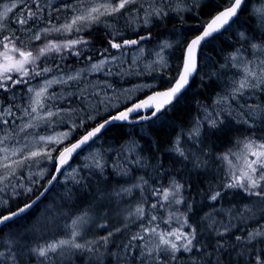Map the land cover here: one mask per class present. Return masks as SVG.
I'll return each instance as SVG.
<instances>
[{
  "label": "trees",
  "instance_id": "trees-1",
  "mask_svg": "<svg viewBox=\"0 0 264 264\" xmlns=\"http://www.w3.org/2000/svg\"><path fill=\"white\" fill-rule=\"evenodd\" d=\"M48 1L45 0V2ZM261 1L251 0L249 10L243 11L239 15V23L232 26L229 31L224 32L219 39H214L202 47L199 76L195 77L190 87L184 92V98L180 104L175 105L174 102L175 106L170 105L167 107L163 113L158 115L159 118L156 117L144 123H119L110 126L87 149L82 151L68 167L69 169L75 168L73 176L79 183H74L73 180L70 183H63V176L60 177L50 193L40 204L28 214L10 222L2 228L0 232V251H3L5 239H8V241L15 243L10 249L11 252L20 258L21 254L18 251L20 244H29L35 241V239L38 241V236L29 231H31V227L36 223L38 217L40 219V206L43 203L47 204L51 198H54L53 201H56L54 203L57 204L55 207L56 211L61 213L66 211L67 215L70 212L72 214L71 219L85 213H87L89 220L94 218L96 224L88 227L86 234L90 233L98 238H102L109 231L114 233L106 245L102 240L98 248L92 247V252L75 251L73 256H68L67 260L57 264H124V257L127 255L124 253L125 245H129V242L131 245H142L145 242H149V240L147 241L146 237L145 241L131 240L132 236L138 234L135 227L139 223H131L135 216H132L129 220L118 219L115 217L113 210H116L118 206L124 207L122 203L132 204L131 207L145 204L148 205L147 218H150L152 215L151 211L154 214H158L159 217L163 216L165 210L164 202L158 200L157 205L153 203L156 207H151V203L156 201L153 199V195L156 192L154 190L168 187L170 181L174 179L182 182L184 186L182 206L181 204H177L176 206L179 210H182V213L187 212L188 224L197 228L198 239H201L200 234L202 231L201 242L208 245L211 251L212 245H214L216 239H219L212 234L213 230L219 227L221 223L228 224L230 222L229 215L218 210L221 208L240 209L241 205L250 204L257 199L256 197L247 196L240 189L232 190L223 187L225 184L223 181L224 172L221 161L218 158L234 148L237 140H242L246 136H255L257 139L264 138V122L257 119L248 109V105L264 104V94L254 93L249 97L246 93L244 97L231 101L230 108L232 115L227 116L226 112H220L219 118H225V123L230 125L223 132L219 129H213L211 134H209L205 116L210 112L209 109L212 107L215 110L214 101L218 96L225 95L230 89V82L239 77L236 69H222L220 66L225 64L230 53L235 51L236 48L241 47L238 33L245 30L241 25L245 22L255 24V21L251 18V14L254 9L261 7ZM40 3L41 6L45 4L43 2ZM62 4H64L63 0H60L57 4H49L41 14L42 19L35 25L32 24V21H29V25L32 26V32L20 31L21 28H25L27 25H20L14 22L10 23V28L15 30V34L20 36L27 47L31 45L34 47L39 43L31 39L33 33L43 26H48L49 23L60 24L63 18L66 20L72 15L71 12L66 13L62 8L60 11L55 10ZM35 7V4L31 5L32 10H35ZM224 7H226V0H200L196 11L191 13L184 12L182 19L170 10L169 16L163 20H153L150 27H141L140 33L147 34L149 31L151 32L152 38L143 42V46L148 52L163 41H168L172 44V47L166 51L167 67L161 68L158 64H154L153 67L149 68L145 62L131 65L130 58H128L129 64L125 65V68L134 72L139 71L143 74H121L122 69H120V73H114L111 76L100 75L98 77L83 78L79 81V86L75 83L69 86L58 85L50 90L49 93H56L59 97L47 102L52 105V109H76L77 111L72 113V122L81 123L83 121L85 123L82 128L77 130V134H75L70 142L57 147L55 156L64 147L80 139L99 123L104 122L105 119L127 109L153 92L167 89L178 72V66L182 62L181 57L184 55L183 50L187 43L200 34V30L204 27L205 23L210 21ZM23 8L21 6L14 13L21 14ZM123 24L124 21L121 20L117 27ZM105 31L106 29L103 27L94 26L91 32L83 31L79 34L90 40L88 49L92 53V56H98L96 54L97 51L107 47L104 36ZM124 31L127 36L134 37L137 35V33L132 32L131 27L124 28ZM93 36H95V39L92 38ZM47 38L43 36L41 40L45 41ZM52 38L50 37V39ZM54 38L60 39L61 36H54ZM117 39L122 38L118 37ZM243 47L246 50L247 44H244ZM85 56L86 54L81 58L86 60ZM76 59V57L70 61L66 59L65 63L75 62ZM45 62H47V66L53 68L57 64V59L49 58ZM43 66H45V63ZM152 68L156 70L152 71ZM101 80L119 87H130L144 81L156 82L157 85L146 90V92L136 97L134 101L128 102L121 108L112 110L110 113H105L103 111V103L98 106L95 105V107L88 104V100L90 99L94 100V102L101 99L99 94L90 96L92 86L94 84H101ZM82 87L87 88V92L85 93V95H88L87 100L79 95ZM28 88V84H21L10 87L8 91L0 89V101H3L0 104V111H3L5 107L10 105L13 112L12 116L7 117L9 124H0V136L5 135L7 130V134L15 137V139L6 141L9 148L16 147V140H20V144L26 145L22 140L28 142V138L33 137L34 134L48 133L52 130H64L70 122L67 117L63 116V119L61 117L54 119V128L44 124L43 121H39L35 123L41 126L35 128V130L27 129L25 132H20L18 125L26 123L29 120V117L24 116L23 109L28 108L31 103L30 98L34 96V93L27 91ZM69 91L73 95H68ZM107 93L106 90H103L104 95ZM221 107L211 112L210 115L215 117ZM151 112L149 111L148 114H151ZM89 113L93 117L95 115L99 116L95 121L91 122L93 118H87ZM143 115H136L133 119H139ZM20 117H23V119H19ZM12 120H15L16 123L12 124ZM244 120H247L249 124L255 120V124L249 128L248 124L243 123ZM197 122L203 125L201 135L197 139L204 141L198 144L197 147L203 149L204 153L207 154L201 156V159L207 161V167L198 169L193 168L191 157L189 160H184L173 150L175 142L179 139L180 145L186 149V152L187 150L196 151V148H193V140L190 137L195 130ZM25 148H27V145ZM87 154H90V156L86 160H83V157ZM94 157L100 159L101 163L104 164L102 172L93 167H85L86 164H93ZM37 164L35 172H32L30 175L21 172V174L12 178V181L15 183H10V185L16 187V191H19L14 197L9 198L8 207L0 206V215L9 214L11 211L22 207L25 202H31L48 185L49 178L55 173L56 161L51 164L46 177L43 179L39 178V171L44 165L40 162ZM219 177H221L222 183ZM141 180L147 181L143 186L145 192H143V189H134L130 193L121 191L123 188H131L132 183L140 182ZM26 183H30L31 192H24L20 187ZM215 190L221 191L222 195L217 201L212 202L209 196ZM116 193H119V195H116ZM145 194L151 197V201L144 200ZM1 199L4 198L0 196ZM60 204L62 205V209L58 210L57 207ZM166 204L168 203L166 202ZM236 211L238 212L239 210ZM213 219L216 223L212 225V229H209L208 225ZM58 220L56 223H63L61 218H58ZM142 221L143 224L146 223V220ZM104 222H107V227L101 229L99 225ZM231 222L237 225L234 230L235 234H246L249 229L264 225V215L260 219L247 221L246 224L240 223L239 220H231ZM125 224H127V227H125ZM163 226L169 227V224L164 222ZM117 228H120L121 231L116 232ZM184 230L188 232L189 228L186 227ZM52 231L54 232L55 230ZM229 236H232V233H229ZM152 241L151 246H154ZM139 251L140 249L136 248L134 254H138ZM112 253L116 255H112ZM193 254H195V250ZM193 254L178 253L179 260L174 262V264H191L189 257ZM9 256H11L10 252L8 258ZM129 264H134V262L129 261ZM225 264H227L226 258Z\"/></svg>",
  "mask_w": 264,
  "mask_h": 264
},
{
  "label": "snow or ice",
  "instance_id": "snow-or-ice-1",
  "mask_svg": "<svg viewBox=\"0 0 264 264\" xmlns=\"http://www.w3.org/2000/svg\"><path fill=\"white\" fill-rule=\"evenodd\" d=\"M250 3L251 0H226V7L216 13L210 21L206 22L200 30V34L187 43L183 50L184 55L181 57L182 62L178 66V72L166 90L153 92L152 95L142 102L136 103L133 107L111 116L109 119H105L104 122L95 126L92 131L83 135L76 143L64 147L56 157L57 167L54 171L63 175L61 169L68 164L72 155L78 149L93 141L97 134L112 121L128 120L132 112H139L148 108L153 109L151 115L140 116L141 120H150L153 117L159 118L157 114L163 113L168 105L175 106L180 104L184 98L182 93L186 90L190 80L199 76L197 54L201 51L202 46H206L214 39H219L224 32L229 31L232 26L239 23V14L243 11H248ZM32 4H35V10L31 9ZM199 4L200 0H72V3H64L55 9L60 11L62 8L66 13L71 12L70 18L66 19L59 27L53 25L51 28L44 27L39 29V31L33 33L31 39L39 41L42 35L47 38L53 34L72 37L74 33L91 32L94 26L103 27L106 29L104 36L107 47L97 51L96 54L101 57L99 62H94L87 66V70L91 72L103 71L105 65L109 63L115 64L118 58L121 59L122 63L125 62L124 57L129 50H143V42L150 40L152 37L150 31L147 34L140 33L141 27H150L153 20H163L169 16L170 10L182 19L184 12H195ZM21 5H24L22 9L24 15L14 13L13 10L20 8ZM48 6V2L41 6L40 0H13L11 4H0V89L8 91L10 87L15 85L27 84L28 80L24 79L25 77L32 79L36 76H46V74L52 72L53 69L47 66V62H45V66H41L38 62L42 57L53 53L59 54L61 59H64L62 54L67 50L76 57L86 54V60L91 61L93 59L92 53L88 49L90 40L85 39L82 35H75L74 38L63 41H48L44 46L33 50L24 44L20 36L15 34V30L10 28V23L14 22L20 25H27V27L21 28L20 31L32 32V26L29 25V21H32L33 25L38 23L42 19L41 14ZM251 18L255 21V24L245 22L241 25L245 30L238 33L241 47L230 53L225 64L220 66L222 69H236L239 77L230 82V89L225 95L218 96L214 101L215 104L222 106L216 116L212 117L210 114L205 116L209 134H211L213 129H219L223 132L230 126L225 123V118L219 117L220 112H226L227 116L232 115L231 101L244 97L246 93L249 97L254 93L264 94V6L254 9ZM121 20L124 21V24L117 27ZM127 27H131L132 32L137 33V35L134 37L127 36L124 31V28ZM118 37L122 39L118 40ZM92 38L95 39V36ZM244 44H247L246 50L243 47ZM171 47L172 45L169 42H161L157 46L156 55L158 59L154 63L161 68L167 67L168 61L164 59L162 53ZM111 49L116 50L115 55L112 54ZM148 67L151 68V66ZM57 68L59 69L60 66L57 65ZM151 70L155 71L156 69L152 68ZM60 71L62 72V69ZM84 72L85 69H80L66 76L57 75L52 79H45L44 85L38 90L29 87L27 91L34 93V96L30 98L31 103L28 108L23 109V114L30 119L27 123L18 125L19 131L25 132L27 129L40 127V124L35 123L37 120H42L44 124L51 125L53 122L52 118L61 117V113L67 114V118L72 120V113L76 112V109H57L55 112L51 110L52 105L47 102L59 97L56 93H49L48 89L54 84L69 86L75 83L79 86V81L83 78ZM13 74H16L15 77ZM104 74L111 75L112 72L109 69ZM121 74L141 75L143 73L129 69ZM9 81L11 82L10 85L8 84ZM107 86L111 87V85ZM153 87V84H144L139 85L136 89L127 91H139ZM86 92V87H82L79 92V95L85 100H87ZM68 95H73V93L69 91ZM173 102H175V105ZM2 103L3 101H0V104ZM45 109L47 111L42 117L40 113L44 112ZM248 109L257 119L264 122V104L248 105ZM33 114L36 115L33 116ZM12 115V106L5 107L3 111H0V124H9L7 117ZM87 118L92 119V114L89 113ZM19 119L22 120L23 117ZM61 119L63 118L61 117ZM11 123L15 124L16 121L12 120ZM243 123L248 124V127L251 128L254 126L255 120L251 124L247 120H244ZM79 126H83V121H81ZM75 127L77 125L73 122V129ZM202 127L203 125L197 122L195 130L190 137L193 140V148H196V151L187 150L186 152V149L180 145L179 139H177L173 148L184 160H189L191 157L193 168L197 169L207 167V161L201 159V156L207 154L204 153L203 149L197 147L198 144L204 142L197 139L201 135ZM70 136L71 131L58 133L55 136L39 135L38 141L41 146L25 153L24 148L26 145L8 147L6 141L15 139V137L7 134L6 130V134L0 136V153L3 154L0 156V193L4 192L5 188L8 187L5 182H10L11 178L17 175V169L21 168L25 161L35 160L38 157L51 161L53 158L52 153L56 149L48 148L47 145H59ZM16 144L19 145L20 140H16ZM237 144L242 145L241 151L232 152L230 150L218 158L227 162L229 166L228 176L230 177V182L225 183L223 187L225 189H240L247 196L256 197L257 199L250 204L243 205L238 212L234 208L219 209L218 211L227 212L231 219L239 220L240 223L246 224L248 220L260 219L264 215V138L257 139L255 136H246L243 140H237ZM17 156H21L22 159H13V157ZM233 157L236 163H233ZM93 161L92 165L86 164L85 167H93L102 172L104 164L101 163V160L94 157ZM28 167L30 168L31 165H28ZM39 175L42 177L43 171ZM56 179V175H52L48 180V184L51 185ZM72 179L74 183H79L75 177ZM143 183H147V181H143ZM20 187L24 188V192L32 191L31 187L25 188L24 185ZM133 187H141V185L137 184ZM183 187L182 184L173 181L170 188L156 189L154 191L159 192L165 202H169L171 197V203L181 204L183 203V198L179 194ZM46 190L44 189V191ZM131 190V188L121 189V191L129 193ZM42 194L43 192L38 194L36 199L31 202H25L22 207L11 211L9 214L0 215V225H5L6 222L11 221L14 217H19L21 214L26 213ZM116 195H119V193H116ZM221 195V191L215 190L211 192L209 199L215 202ZM5 204L6 201L0 200V206ZM151 207L155 208L156 205L153 204ZM130 215L142 218L144 208L137 206L135 212ZM88 219L87 213L78 216L72 220L68 238L54 240L32 251L37 256L43 257L45 261L53 259L50 254L63 256L67 250L92 252V241L81 243L77 239V237L81 236L82 228L87 224ZM150 219L155 221L157 217L153 215ZM215 223L216 221L213 219L208 228L212 229V225ZM185 225H187L186 220L181 224V228ZM99 226L106 228L107 224ZM125 227H127V224H125ZM187 227L189 228L187 233L181 229L158 230V224L150 229L144 228V232L150 233L157 238L156 244L150 247L149 242H145L142 245H131L129 242V245L124 247V253L127 254L124 257V264H129V261H133L134 264H174V262L179 260L178 253L193 254L194 250L195 254L189 257L191 264H225V258L227 259V264H264V225L249 229L246 234H235L234 230L237 227L235 223H232L231 220L228 224L221 223L219 227L213 230L212 234L219 239H216L211 251L208 245L201 242L202 231L200 234L201 239H198L197 228L191 225H187ZM115 231L120 232L121 229L117 228ZM229 233H232V236H229ZM113 234L112 231H109L107 235L101 238L105 245ZM131 240L145 241V236L137 234L132 236ZM177 241H182V243L178 244ZM136 248L140 249L138 254H134ZM112 255L116 254L112 253ZM10 258L15 260V255L12 254ZM5 259V253L0 251V264H5Z\"/></svg>",
  "mask_w": 264,
  "mask_h": 264
},
{
  "label": "rangeland",
  "instance_id": "rangeland-1",
  "mask_svg": "<svg viewBox=\"0 0 264 264\" xmlns=\"http://www.w3.org/2000/svg\"><path fill=\"white\" fill-rule=\"evenodd\" d=\"M59 1L60 0H49L48 4H51V3L57 4ZM12 2H13V0H0V4H11ZM40 2L45 3V0H40ZM63 2L64 3H72V0H70V1L69 0H63ZM260 4H261V7L264 6V0H262ZM21 6L24 7V5H21ZM17 9H14L13 11L15 12ZM21 15H24L22 10H21ZM64 22H65V20L63 18V20L60 22V24L49 23L48 26H43L42 28H44V27L51 28L53 25L59 27ZM6 23H8V22H6ZM37 31H39V30H37ZM79 34H75L74 33L72 37L61 36L60 39L54 38V36H59V35L53 34V35L48 36L49 38L45 39V41H43V40H39V41L34 40V41H36V43H39V44L35 45L34 47L32 45L28 46V47L33 49V50H36L39 47L44 46V44L47 43L48 41H52V40L63 41L65 39H72V38H74L75 35H79ZM42 37H43V35H42ZM50 37H53V38L50 39ZM159 44H157L149 52L147 51V49L144 46H143V50L142 51L129 50L127 55L124 57V61L125 62L122 63L121 59L118 58L117 61L115 62V64L109 63V64L104 66L103 71H98V72H91V71L87 70V66H89L91 63L99 62V60L101 59V57H99V56H93V59L91 61H88V60H85V59L81 58L84 55H81L80 57H76L74 55H71L67 50H65L63 52V54H62L64 59H61V56L59 54L53 53V54H50L49 56L42 57L40 59V61L38 62L41 66H43L47 59H49V58L57 59V62H56L57 64L55 63L56 65L53 66V68H52L53 71L52 72L46 74V76H36V77H34L32 79H29L28 77H25L24 79L28 80L27 84L29 85V87H32L33 89L38 90L39 88H41L44 85L45 79H52L54 76H57V75H65L66 76L67 74L73 73L74 71L80 70V69H85L83 78L91 77V76L98 77L100 75H105L104 73L107 72L109 69L111 70L112 74L120 73V69H122V73H124L127 70L125 68V65L129 64L128 58H130L131 65L137 64V63H140V62H145L146 65L153 67V65L156 64L154 62L158 59V57L156 55V49H157V46ZM110 51L112 52V54H114V55L116 54V50L115 49H111ZM166 51H168V50H166ZM166 51H164L162 53L164 59H166V55H167ZM74 57L77 58L75 60V62H66L65 63L66 59L70 61ZM64 64H66V65L64 66ZM57 65L60 66L59 69L57 68ZM117 66H119V67H117ZM61 69H62V72L60 71ZM15 75L16 74H13L14 77H15ZM111 75H105V76H111ZM101 81H102L101 84H94L92 86V88H91L92 92L90 93V96L99 94L101 99L98 100V101H95V102H94V100L90 99V100H88V104L90 106H92V107H95V105L98 106L99 104L103 103V105H104L103 111L105 113H110L112 110H114V109L117 110V109L121 108L123 105L127 104L128 102L134 101L136 99V97H138L139 95H141L142 93L146 92V90H149V89L145 88L143 90H139V91L133 90L131 92H129L127 90L136 89L139 85H144V84H153L154 86L157 85L156 82L144 81V82H142L140 84H137V85H134V86H130V87H119V86H115L114 84H109L105 80H101ZM8 84H11V82L9 81ZM58 85L59 86H65V85H61V84H54L48 89V92H50V90L54 89ZM107 85H111V87H108ZM103 90H106L108 93L106 95H104L103 94ZM93 91H95V92H93ZM86 96H88V95H86ZM101 101H103V102H101ZM220 106L221 105L215 104V110L212 107L211 109H209L210 112H208V114H210L211 112L216 111V109L219 108ZM57 109H67V108H55V109H51V110L55 112ZM45 112L43 114H40V115L43 117L45 115ZM35 115L36 114H33V116H35ZM63 116L67 117V114L61 113V117H63ZM98 116L99 115H95L93 117V119L91 120V122L95 121L98 118ZM55 118H59V117H53L52 121H54ZM28 121L29 120H27L26 123ZM39 121H42V120H37L35 122H39ZM74 123L77 125V127H75V129H73V122H72V120H70V122L68 124V127L66 129H64V130H59V131L52 130L51 132H48V133L34 134L33 137H31V138L29 137L28 138V142L22 140V142L26 143V145H27V148H24V152L28 153L30 150H35L36 148L41 146L40 142L38 141L39 135L55 136L58 133L71 131V136L68 139L63 140V142L60 143L59 145L48 144L47 147L48 148L57 149V147H60V146H63L65 144H67L68 142L71 141V139L75 136V134H77V130L79 128H82L81 126H79L80 123H76V122H74ZM53 125L54 124L52 122V124L49 125V126L54 128ZM83 125H85V123H83ZM32 130H35V128H32ZM21 145H23V144H20L18 146L16 145V147H20ZM27 149H28V151H26ZM241 149H242V145L241 144H236V146L234 148H232L231 151L232 152H239V151H241ZM55 151L52 153V157L53 158H52L51 161L43 159V157H38L35 160L25 161L24 165L21 168L17 169V175L21 174V172L23 174L28 173V175H30L32 172H35L36 167L38 165L37 163L40 162V163H42L44 165V167L42 169H40V171H43V176L41 177L39 175V178L43 179L44 177H46V174L48 173L51 164L54 161H56V157H57L58 154L55 156ZM2 155L3 154L0 153V156H2ZM89 156H90V154H87L85 157H83V160L84 159L86 160ZM221 156H219V157H221ZM99 157H101V156H99ZM13 159L20 160V159H22V157L21 156H17V157H13ZM232 159H233V163H236L235 158L233 157ZM219 160L221 161V166H222L223 172H224L223 181H224V183L230 182V177L228 176L229 166H228L227 162L222 161L221 159H219ZM9 163H11V161H9ZM28 165H31V167L29 168ZM67 169H65L66 172L65 171L63 172V175H62L63 177L61 176L63 178L62 179L63 183H66V182L70 183L73 180L72 178L74 177L73 174H74V169L75 168H70V169L67 168ZM40 171H39V173H40ZM213 173H214V170H213ZM12 178H11V182H8V181L5 182L6 184H8V187L5 188L4 192L0 193V196L4 198V199H1V200L6 201V204L4 206H1V207H8L9 206V198L10 197H14V195L19 191V190L16 191L17 188L10 185V183L11 184L15 183V182L12 181ZM219 179L221 181V177H219ZM173 181L182 184V182L177 181L176 179H174V180L170 181V183L168 184V187H162L161 190L170 188ZM221 183H222V181H221ZM132 184L133 185H137V184L141 185V187H133V185H131V189H132L131 191L132 192H133L134 189H143V192H145V190L143 188L145 183H143V180H141L140 182H134ZM23 185H24L25 188L26 187H31L30 183L29 184L26 183V184H23ZM22 189L24 190V188H22ZM123 189H127V188H123ZM232 190H236V189H232ZM183 193H184V190L182 189L179 195L182 196V198L184 200ZM7 195H8V197H7ZM53 199L54 198H51L50 201L47 202V204L43 203L40 206V210H39L40 219L38 217L36 223L33 224V226L31 227V231H29V232H33L35 235L38 236V241L35 239V241H32L29 244L28 243L20 244L19 248H18V251L21 254L20 258H18L17 255H15V260H12L10 258L11 256H9V258H8L9 252H10V255L13 254V252H11L10 249H11V247L13 245H15V243L13 241H8V239H5V246L3 247V252L5 253V258H6L5 259V264H57V263H59L61 261L67 260L68 256H73L75 251H78V250H67V251H65L63 256H60L59 254H50L53 257V259L50 260V261H45L43 257L37 256L32 251L33 249H37L40 246H44V245H46V244H48V243H50V242H52L54 240L68 238L69 234H70V231H71L72 219H76L78 217V216H76V217L71 219V215L72 214H70V212H68V215H67L66 211L63 212V213H61L59 211H56L55 207H56L57 204L54 203L56 201H53ZM153 199H155L156 201L152 202L151 205H153V203H155L157 205L158 202H159L158 200H160L161 202H164L163 204H164V207H165L163 216H161V217H159L158 214H156V213L154 214L151 211L152 215L151 214H149V215H151V216L155 215L157 217V219L155 221H152L150 219L151 216H150V218L146 217L148 205H145V204L144 205L143 204L142 205H137V206H142L144 208V215H143L142 218H138L135 215H130V214H133L135 212V209H136L137 206L131 207L132 204L130 205L129 203H122L124 205V207L118 206L116 208V210H113L115 217H117L118 219L121 218V219H124V220H129L130 218H132V216H135L134 219L131 221V223L132 224L139 223L135 227V230L138 231V234H143L146 237L147 241L149 240V242H150L149 246L150 247H151L152 237H153V241L152 242H153L154 245L157 242V238L155 236L151 235L150 233L144 232V228H149L150 229V228H152V227H154V226H156L158 224L159 225V229L158 230L168 231L170 229L171 230L181 229L183 232L187 233L184 229L187 227V225H189L188 221H187V216H186L187 212H185V213L183 212L182 213V210H179V208L176 206L177 204L171 203L170 202L171 199H172L171 197H170V201L167 202L168 204H166V202L163 201V199H162V195L159 192H155V194L153 195ZM144 200L151 201V197L147 196L145 194ZM181 206H182V203H181ZM242 206L243 205H241V207ZM52 209H53V211H52ZM57 209L58 210L62 209V205L60 204L57 207ZM221 209H227V208H221ZM240 209H235V210H240ZM224 213H227V212H224ZM58 218L62 219V222H63L62 224H60V222H59V224L56 223V222L59 221ZM142 220H146L145 221L146 223L143 224ZM185 220L187 221V225H185L183 228H181V224ZM229 220L233 221L234 219H231L229 217ZM248 221H250V220H248ZM164 222L169 224V227L163 226ZM105 223H107V222H104L102 224H105ZM95 224H96V222H95L94 218H92L90 220L88 219V223L85 224L83 226V228H82L81 236L77 237V239L81 243L82 242L85 243V240L86 241H92L91 247L98 248V246L102 242V239L98 238V237H96V236H94L93 234H90V233L86 234V229L88 227H90V226L95 225ZM100 225H101V223H100ZM138 227H141V228H138ZM100 228L102 229L104 227H100ZM52 230H55V231L53 232ZM173 239H175V238L173 237ZM177 243L178 244L182 243V241H177ZM64 256H65V258H64Z\"/></svg>",
  "mask_w": 264,
  "mask_h": 264
},
{
  "label": "water",
  "instance_id": "water-1",
  "mask_svg": "<svg viewBox=\"0 0 264 264\" xmlns=\"http://www.w3.org/2000/svg\"><path fill=\"white\" fill-rule=\"evenodd\" d=\"M240 15V14H239ZM211 20V19H210ZM194 39V38H193ZM203 47V46H202ZM201 50H202V48H201ZM201 52V51H200ZM200 52L197 54V59H198V71H199V63H200ZM195 79V77H193L192 78V80H190V82H189V85L187 86V88H186V90L190 87V85H191V83H192V81ZM166 90V89H165ZM185 90V91H186ZM160 91H164V90H160ZM184 91V92H185ZM157 92V91H156ZM184 93H182V95H183ZM150 95H152V93L151 94H149L147 97H145L144 99H142L141 101H139V102H136V103H140V102H142L143 100H145V99H147ZM135 103V104H136ZM174 103V102H173ZM135 104H133L132 106H130V107H133ZM170 105H168L167 107H169ZM130 107H128V108H130ZM127 108V109H128ZM127 109H125V110H123V111H126ZM149 111H153V109L152 108H148V109H142L141 111H139V112H132L130 115H129V119L128 120H125V121H112V123H110V124H107L106 125V127L100 132V133H98L97 134V137H95L94 138V140L93 141H90L89 142V144L88 145H85L83 148H81V149H78L77 151H76V153H74L73 155H72V157H71V159L69 160V162H68V164H66V165H64V167L61 169V172L63 173L64 171H65V169H67L71 164H72V162L74 161V159L82 152V151H84L85 149H87L95 140H97L100 136H101V134L104 132V131H106L110 126H112V125H114V124H119V123H129V124H140V123H144V122H147V121H150V120H153V119H155L156 117H153L152 119H150V120H141L140 118L139 119H133V117L134 116H136V115H139V114H144L143 116H149V115H151V114H147ZM122 112V111H121ZM120 113V112H119ZM119 113H117V114H119ZM117 114H115V115H117ZM161 113H158L157 115H160ZM114 116V115H113ZM109 119V118H108ZM93 129H91L90 131H92ZM82 138V137H81ZM79 140V139H78ZM77 140V141H78ZM77 141H75L74 143H76ZM73 144V143H72ZM72 144H70L69 146H71ZM57 167V166H56ZM54 175H56V177H57V179H56V181H53L52 182V184L51 185H47L46 187H45V189H47L46 191H42L43 192V194L42 195H40V198L38 199V200H36V203L33 205V207L31 208V209H29L26 213H23V214H21L19 217H14L11 221H8V222H6V224L5 225H0V232H1V230H2V228L3 227H5L7 224H9L10 222H12V221H14V220H16V219H18V218H20V217H22V216H24V215H26V214H28L31 210H33L38 204H40L42 201H43V199L48 195V193L52 190V188L54 187V185L56 184V182L60 179V177L62 176L61 174H59V173H54ZM36 199V198H35Z\"/></svg>",
  "mask_w": 264,
  "mask_h": 264
},
{
  "label": "bare ground",
  "instance_id": "bare-ground-1",
  "mask_svg": "<svg viewBox=\"0 0 264 264\" xmlns=\"http://www.w3.org/2000/svg\"><path fill=\"white\" fill-rule=\"evenodd\" d=\"M127 77V76H126ZM124 78V77H123ZM50 193V192H49ZM48 230V229H47ZM49 232V231H48ZM90 235V234H89ZM85 239V238H84ZM85 242H86V240H85ZM83 243V242H82ZM68 253V252H67ZM67 255V254H66ZM71 255V254H70ZM70 257V256H69ZM64 258H65V256H64ZM54 262V261H53Z\"/></svg>",
  "mask_w": 264,
  "mask_h": 264
}]
</instances>
